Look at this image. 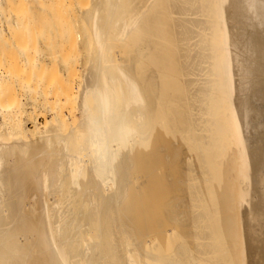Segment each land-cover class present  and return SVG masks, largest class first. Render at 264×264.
Returning a JSON list of instances; mask_svg holds the SVG:
<instances>
[{"label": "bare ground", "instance_id": "bare-ground-1", "mask_svg": "<svg viewBox=\"0 0 264 264\" xmlns=\"http://www.w3.org/2000/svg\"><path fill=\"white\" fill-rule=\"evenodd\" d=\"M92 3L77 126L1 110L0 264H264V0Z\"/></svg>", "mask_w": 264, "mask_h": 264}, {"label": "rangeland", "instance_id": "rangeland-1", "mask_svg": "<svg viewBox=\"0 0 264 264\" xmlns=\"http://www.w3.org/2000/svg\"><path fill=\"white\" fill-rule=\"evenodd\" d=\"M20 1L0 0V116L1 110L17 112L32 133V120L38 121L44 132L50 127L67 131L81 120L79 93L93 51L91 30L82 15L93 0H25L22 5ZM63 87H70L73 95ZM42 90L47 91L44 94ZM64 91L70 96L68 104H62L67 107L62 108L65 122L58 119L63 116L57 104ZM1 136L6 137L7 132H0Z\"/></svg>", "mask_w": 264, "mask_h": 264}]
</instances>
